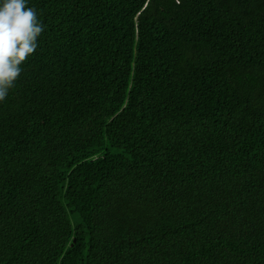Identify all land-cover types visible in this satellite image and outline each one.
<instances>
[{"label": "trees", "instance_id": "16d2710c", "mask_svg": "<svg viewBox=\"0 0 264 264\" xmlns=\"http://www.w3.org/2000/svg\"><path fill=\"white\" fill-rule=\"evenodd\" d=\"M27 4L0 264H264V0Z\"/></svg>", "mask_w": 264, "mask_h": 264}, {"label": "clouds", "instance_id": "9594fccd", "mask_svg": "<svg viewBox=\"0 0 264 264\" xmlns=\"http://www.w3.org/2000/svg\"><path fill=\"white\" fill-rule=\"evenodd\" d=\"M43 32L44 25L27 0H0V102L16 86Z\"/></svg>", "mask_w": 264, "mask_h": 264}]
</instances>
